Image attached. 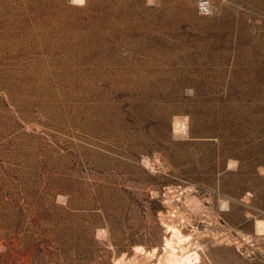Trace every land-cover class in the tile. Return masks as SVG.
Wrapping results in <instances>:
<instances>
[{
  "label": "rangeland",
  "instance_id": "1",
  "mask_svg": "<svg viewBox=\"0 0 264 264\" xmlns=\"http://www.w3.org/2000/svg\"><path fill=\"white\" fill-rule=\"evenodd\" d=\"M0 0V264H264V0Z\"/></svg>",
  "mask_w": 264,
  "mask_h": 264
},
{
  "label": "built area",
  "instance_id": "2",
  "mask_svg": "<svg viewBox=\"0 0 264 264\" xmlns=\"http://www.w3.org/2000/svg\"><path fill=\"white\" fill-rule=\"evenodd\" d=\"M209 9V2L208 0H201L199 4V11L200 13H206L208 12Z\"/></svg>",
  "mask_w": 264,
  "mask_h": 264
},
{
  "label": "snow or ice",
  "instance_id": "3",
  "mask_svg": "<svg viewBox=\"0 0 264 264\" xmlns=\"http://www.w3.org/2000/svg\"><path fill=\"white\" fill-rule=\"evenodd\" d=\"M74 2L83 3V0H74Z\"/></svg>",
  "mask_w": 264,
  "mask_h": 264
}]
</instances>
